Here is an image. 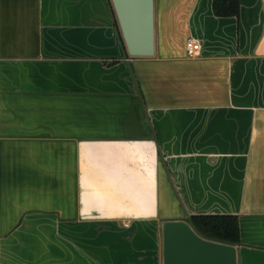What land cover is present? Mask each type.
I'll return each mask as SVG.
<instances>
[{
    "label": "crops",
    "instance_id": "0c3cea01",
    "mask_svg": "<svg viewBox=\"0 0 264 264\" xmlns=\"http://www.w3.org/2000/svg\"><path fill=\"white\" fill-rule=\"evenodd\" d=\"M213 1L155 0L131 57L112 0H0V264H164L196 215L264 264V0Z\"/></svg>",
    "mask_w": 264,
    "mask_h": 264
},
{
    "label": "water",
    "instance_id": "95a60500",
    "mask_svg": "<svg viewBox=\"0 0 264 264\" xmlns=\"http://www.w3.org/2000/svg\"><path fill=\"white\" fill-rule=\"evenodd\" d=\"M131 57L155 54V0H112ZM164 264H238L236 245L201 236L181 220L163 224Z\"/></svg>",
    "mask_w": 264,
    "mask_h": 264
},
{
    "label": "trees",
    "instance_id": "16d2710c",
    "mask_svg": "<svg viewBox=\"0 0 264 264\" xmlns=\"http://www.w3.org/2000/svg\"><path fill=\"white\" fill-rule=\"evenodd\" d=\"M214 14L217 17H237L240 12V0H214ZM189 223L203 237L227 244L238 245L241 242L239 218L234 215H196Z\"/></svg>",
    "mask_w": 264,
    "mask_h": 264
},
{
    "label": "built area",
    "instance_id": "2783aa9c",
    "mask_svg": "<svg viewBox=\"0 0 264 264\" xmlns=\"http://www.w3.org/2000/svg\"><path fill=\"white\" fill-rule=\"evenodd\" d=\"M186 47L190 57H197L201 52V43L193 38L187 40Z\"/></svg>",
    "mask_w": 264,
    "mask_h": 264
}]
</instances>
